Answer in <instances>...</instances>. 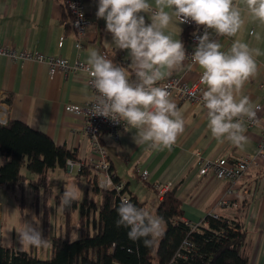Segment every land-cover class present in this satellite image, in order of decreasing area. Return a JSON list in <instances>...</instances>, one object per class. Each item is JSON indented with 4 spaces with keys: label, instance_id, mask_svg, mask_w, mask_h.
<instances>
[{
    "label": "crops",
    "instance_id": "crops-1",
    "mask_svg": "<svg viewBox=\"0 0 264 264\" xmlns=\"http://www.w3.org/2000/svg\"><path fill=\"white\" fill-rule=\"evenodd\" d=\"M65 2L66 0H0L2 42L17 51L65 59L70 65L76 61L85 63L89 48H96L101 54L114 49L105 21L96 17L98 0H85L90 26L81 40L82 49H76L77 38L68 26L69 15ZM146 22L150 23L147 16ZM178 27L181 31L179 33V28L175 30L177 38L183 42L185 26L180 24ZM253 30L260 33L261 40L257 41L250 35ZM237 38L251 47L259 48L262 53L256 57L255 75L244 84L239 94L246 95L254 106L262 107L257 126L248 127L245 118L247 142L242 149L227 140L213 138L207 128L206 109L202 104H192L189 101L177 105L183 115L185 128L171 150L154 151L146 144L138 146L133 140L135 130L125 131V128L117 141L104 134L102 142L115 177L126 187V193L143 205V209L151 210L154 215L159 201L158 191L169 186L181 203L184 222L198 225L206 216L215 214L243 223L249 264H264V163L258 169L249 170L229 196L225 193L224 181L216 180L212 174L198 177L201 161L220 157L233 160L254 155L263 138L264 27L258 22H248ZM219 39L226 50L235 38ZM61 40L62 46L59 47ZM115 51L116 58L124 63L129 79L134 80V72L128 67L130 60L127 59V50ZM190 65L191 61H185L183 69L174 71L169 77H176L189 85L197 83L201 70L198 66L189 67ZM86 80L87 74L84 71L75 74L59 71L50 77L48 66L44 63L14 62L0 57V102L3 104L5 122L20 121L49 137L56 146L74 152L76 164L71 170L67 167L65 170L55 169L49 174L48 184L51 175L61 176L63 173L70 176L75 169L74 178L80 189L77 201H81L88 191L85 179L77 177V164H88L94 154L84 132L83 117L67 111L66 107L84 106L91 100L93 93ZM1 160L0 156V162ZM138 170L149 173L147 182L139 180ZM26 176L29 179L35 178L28 173ZM71 182L73 181H69V186ZM25 186L26 184L22 186L23 189ZM225 195L229 205L218 207V201Z\"/></svg>",
    "mask_w": 264,
    "mask_h": 264
},
{
    "label": "clouds",
    "instance_id": "clouds-1",
    "mask_svg": "<svg viewBox=\"0 0 264 264\" xmlns=\"http://www.w3.org/2000/svg\"><path fill=\"white\" fill-rule=\"evenodd\" d=\"M96 17L105 21L114 49L127 50L128 67L135 79H129L125 67L89 48L84 70L97 93L90 108L92 115L123 123L125 131L135 130L133 140L138 146L171 150L185 121L170 92L158 82L190 60L189 67L201 70L200 83L205 86L202 102L211 136L243 148L247 142L245 118L255 121L260 109L239 94L255 75L256 57L262 53L237 37L248 22L264 27V0H98ZM189 22L204 28L202 35L192 34L197 44L190 55L175 31ZM250 35L261 40L255 30ZM220 37L235 39L224 50ZM66 164L70 168L73 162L67 160ZM79 191L75 185L65 188L61 210L78 200ZM116 211V225L128 229L131 241L142 240L151 247L163 235L164 219L129 199H122ZM16 236L20 250L49 244L35 221L26 222Z\"/></svg>",
    "mask_w": 264,
    "mask_h": 264
},
{
    "label": "trees",
    "instance_id": "trees-1",
    "mask_svg": "<svg viewBox=\"0 0 264 264\" xmlns=\"http://www.w3.org/2000/svg\"><path fill=\"white\" fill-rule=\"evenodd\" d=\"M190 34L191 28L185 27V47ZM0 156L1 188L14 191L27 184L36 195L43 190L45 197L52 194L49 174L55 169L65 170L67 160L77 161L74 152L56 146L46 135L15 120L0 124ZM26 173L35 178L29 179ZM77 177L85 179L88 191L81 201L76 200L62 210L66 236L53 238L50 258L39 259L31 252L5 247L0 242V264H249L246 231L240 221L230 220L227 224V218L208 215L198 225L188 224L182 220L175 191L170 189L154 209V215L164 219L163 235L157 243L146 247L142 240L131 241L128 229L116 225L121 196L143 208L134 196L126 193V187L120 192L100 188L98 175L89 164L79 168ZM113 182L119 181L114 177ZM55 198L60 205L61 195ZM76 210L79 236L70 240Z\"/></svg>",
    "mask_w": 264,
    "mask_h": 264
},
{
    "label": "built area",
    "instance_id": "built-area-1",
    "mask_svg": "<svg viewBox=\"0 0 264 264\" xmlns=\"http://www.w3.org/2000/svg\"><path fill=\"white\" fill-rule=\"evenodd\" d=\"M65 9L69 15L68 26L74 31L77 41L75 42V47L78 50H81L83 44L81 42L82 38L86 35L87 30L90 26V20L88 18L85 0H66ZM185 27L191 28V34L187 46L185 47L186 52L190 55L197 44L196 39L192 35L196 32L198 35H202L204 28L203 26H197L194 22H189L183 24ZM62 46V40L59 42V47ZM114 49H109L104 51L102 54L108 56L110 59H113V62L123 66L124 63L119 61L115 51V56H113ZM6 57L11 61H33L36 63H44L48 66L49 75L53 77L57 72H62L64 74H75L78 71H84L85 63L81 61H76L73 65H70L69 62L65 59L59 57L45 56L39 53H29L26 51H17L14 48L10 47L7 44L2 42V37L0 35V57ZM190 61V60H186ZM87 74V73H86ZM87 86L91 89L93 95L91 100L86 103L84 106H73L68 105L66 107L67 111L74 112L83 117L84 120V132L88 138L94 157L89 161V166L94 170L98 175V185L102 189H114L117 192H120L124 185L121 182L114 183L113 178L115 177L111 164L108 158L106 148L102 142V136L105 134L110 139L117 141L120 137L121 131L124 129L123 123H115L107 118L94 116L90 113L91 104L94 100V97L97 95L94 88L91 84V77L87 74L86 80ZM158 86L166 87L170 92V98L178 105L181 102L189 101L192 104H202V93L204 91L202 84L200 83V78L197 83L189 85L185 82H182L176 77H169L164 81L158 82ZM0 124H5L4 111L2 110L3 104L0 102ZM259 106V111L257 112V119L255 121H249L246 118L247 126L253 127L258 125V115L261 111V105ZM264 163V127H263V138L257 147V152L254 155L247 157L229 160L226 158H215L211 160L201 161L198 177H203L209 174L218 180L224 181L226 195H232L235 186L237 183L245 176V174L252 169L260 168L261 164ZM76 164L73 162V165L69 168L66 164V167L71 170V168ZM84 164H77L78 168ZM139 180L141 182H147L149 173L144 171H137ZM110 181V183H109ZM170 190L169 186H166L160 189L158 192V200H161L166 192ZM225 197H222L218 201V207H227L228 200ZM122 199H128L127 196H121ZM215 218L219 216L215 214H210ZM220 218V217H219ZM232 219L227 218V224ZM186 248H188V243L185 242Z\"/></svg>",
    "mask_w": 264,
    "mask_h": 264
},
{
    "label": "rangeland",
    "instance_id": "rangeland-1",
    "mask_svg": "<svg viewBox=\"0 0 264 264\" xmlns=\"http://www.w3.org/2000/svg\"><path fill=\"white\" fill-rule=\"evenodd\" d=\"M75 174L76 170L74 169L70 176L63 173L61 176L51 175L49 186L52 194L48 197H45L43 190L38 195L34 194L27 184L24 189L16 191L0 188V242L2 245L20 250L16 233L26 222L35 221L40 223L49 244L46 248H28L20 251L31 252L39 259L50 258L53 238L56 236L65 238L66 236L65 218L55 196L62 194L65 188L70 187L69 181H73L70 183L71 186L78 187L77 180L74 178ZM82 192L84 193V190ZM149 212L151 213V210ZM78 216V210L74 211L71 220L70 240H75L79 236L77 231ZM158 240L159 238L155 239V242L157 243Z\"/></svg>",
    "mask_w": 264,
    "mask_h": 264
}]
</instances>
